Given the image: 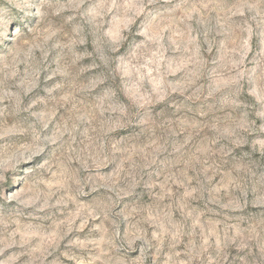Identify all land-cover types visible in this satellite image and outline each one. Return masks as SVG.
I'll return each mask as SVG.
<instances>
[{
    "label": "clouds",
    "instance_id": "clouds-1",
    "mask_svg": "<svg viewBox=\"0 0 264 264\" xmlns=\"http://www.w3.org/2000/svg\"><path fill=\"white\" fill-rule=\"evenodd\" d=\"M0 264H264V0H0Z\"/></svg>",
    "mask_w": 264,
    "mask_h": 264
}]
</instances>
